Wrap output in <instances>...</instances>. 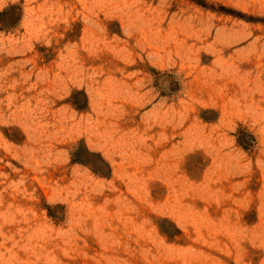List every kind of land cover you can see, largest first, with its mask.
Here are the masks:
<instances>
[{
    "label": "rangeland",
    "instance_id": "rangeland-1",
    "mask_svg": "<svg viewBox=\"0 0 264 264\" xmlns=\"http://www.w3.org/2000/svg\"><path fill=\"white\" fill-rule=\"evenodd\" d=\"M0 264H264V0H0Z\"/></svg>",
    "mask_w": 264,
    "mask_h": 264
}]
</instances>
